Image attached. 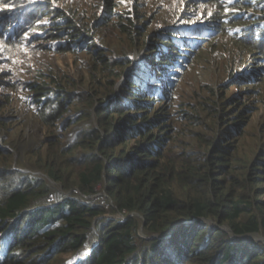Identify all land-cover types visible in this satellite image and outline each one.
I'll list each match as a JSON object with an SVG mask.
<instances>
[{"label": "trees", "instance_id": "obj_1", "mask_svg": "<svg viewBox=\"0 0 264 264\" xmlns=\"http://www.w3.org/2000/svg\"><path fill=\"white\" fill-rule=\"evenodd\" d=\"M95 1L101 11L93 25L80 23L84 14L75 11L55 22L52 34L69 39L66 51L96 49L92 83L47 75L29 85L48 138L28 150L27 161L14 158L0 133V264H69L83 249L89 253L73 264H264V150L241 155L244 125L230 127L221 107L206 104L190 119L209 134L198 131L192 146L170 133L173 72L179 59L186 61L177 55L181 39L152 44L156 57L137 64L143 47L138 23L112 22L105 0ZM257 2L237 8L264 10ZM263 13L252 18L264 20ZM47 15L15 16L6 38L19 37L27 25L37 29ZM217 18L222 35L233 26L250 33L243 30L248 26ZM253 26L257 32L248 39L264 49V33L255 35L264 26ZM107 29L129 42L119 55H107L95 41ZM233 39L246 48L237 35ZM121 78L127 83L118 89ZM67 114L68 136H55Z\"/></svg>", "mask_w": 264, "mask_h": 264}, {"label": "rangeland", "instance_id": "obj_2", "mask_svg": "<svg viewBox=\"0 0 264 264\" xmlns=\"http://www.w3.org/2000/svg\"><path fill=\"white\" fill-rule=\"evenodd\" d=\"M251 3L255 4L256 0H105L113 13L109 14L112 22L123 18L122 23L126 26L131 20L138 23L143 36L138 31L136 38L143 47L137 64L149 63L156 57L158 49L152 44L163 45L167 39H181V52L177 55L185 57L186 61L178 60L180 67L173 72L166 104L168 129L181 142L193 146L192 136L198 131L210 133L205 126H195L190 119L200 112L201 105L206 104L221 107L230 127L244 125L240 127L244 133L240 142L241 155L245 157L259 146L264 150V49L248 39L252 31L257 32L253 24L264 26V20L259 16L252 18L255 11L263 13L264 10L255 6L256 9L251 6L247 12L237 8L238 5L245 8ZM257 3L264 5V0ZM96 5L95 0H0V133L7 139L6 148L14 152V158L27 161L28 150L48 138L37 121L30 84L47 75L66 77L81 86L92 83L89 65L93 59L92 50L96 49L66 51L69 39L53 40L52 34H55L53 24L59 23L68 13L75 15V11L84 14L80 16V23L93 25L94 14L99 16L101 11L96 10ZM27 12L48 15L39 21L37 29L27 25L22 37L20 34L11 40L6 38L5 34L15 26V16ZM219 15L222 24L230 25L236 21L237 26H248L249 30H243L250 33L233 31V26L222 35L215 29ZM11 17L14 20L4 22ZM252 21L256 22L249 24ZM200 31L207 34H196ZM263 33L259 31L255 35L260 37ZM116 35L117 31L107 29L100 30L95 36L96 43L105 48L107 55H111L110 51L119 55L121 46L129 43L121 36L119 42ZM235 35L245 43V49L234 45ZM109 41L113 45L108 51ZM137 70L138 66L132 74L139 75L140 70ZM126 83V79H119L118 89ZM241 114L243 117L238 120ZM65 117L57 124L55 136H68L63 126L71 117L69 114ZM203 117L206 120L207 114ZM205 124L210 125L209 121ZM88 253L83 249L69 264Z\"/></svg>", "mask_w": 264, "mask_h": 264}]
</instances>
